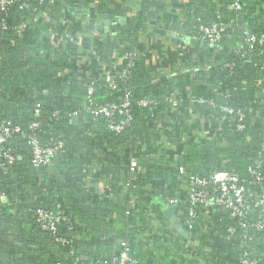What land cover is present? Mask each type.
I'll return each instance as SVG.
<instances>
[{"label":"trees","instance_id":"obj_1","mask_svg":"<svg viewBox=\"0 0 264 264\" xmlns=\"http://www.w3.org/2000/svg\"><path fill=\"white\" fill-rule=\"evenodd\" d=\"M165 1L10 0L0 9V125L20 128L4 144L13 160L0 168V264H112L121 240L135 264H245L242 257L264 264V227H254L264 218V203L253 199L264 194V84L257 83L264 43L243 45L245 30L264 35V7L257 9L261 0H241L239 9L233 0H189L178 19L181 36L197 40L199 27L213 23L225 28L213 45L197 40L198 60L174 71L148 62L143 47L148 13L162 10ZM88 3L135 11L111 32L93 35L72 16L76 6ZM128 52L135 58L124 59ZM193 66L199 71L186 79L185 69ZM187 86L192 99L205 95L203 86L209 98L233 108L218 120L214 137L182 138L195 131L200 116L217 115L195 101L184 109L172 106L169 95L182 96ZM126 94L131 120L115 132L90 104L120 103ZM141 99L150 102L142 106ZM188 108L196 118L187 117ZM73 111L77 117L71 118ZM192 121L197 125L191 127ZM30 135L42 145L62 141L50 166H33ZM158 137L173 144L178 156L156 151ZM130 159L137 161L135 170ZM215 171H232L244 181L249 209L239 218L221 206L199 205L187 229L190 176L207 179ZM89 172L106 193L88 185ZM215 187L205 185L211 197ZM171 192L185 235L167 223ZM39 210L60 216L54 233L42 226Z\"/></svg>","mask_w":264,"mask_h":264},{"label":"built area","instance_id":"obj_2","mask_svg":"<svg viewBox=\"0 0 264 264\" xmlns=\"http://www.w3.org/2000/svg\"><path fill=\"white\" fill-rule=\"evenodd\" d=\"M10 0H0V9L6 8ZM243 5L241 0H233L232 7L234 9H239ZM41 16V15H39ZM225 25L222 23H213L207 26L199 27V34L197 40L200 42H207L209 45L215 44L221 37V32L224 30ZM111 32V30H110ZM194 39V37H192ZM264 35H258L251 33L247 30L243 32V45L247 46L248 49H252L254 44H263ZM124 59L131 60L135 58L133 52H128L124 54ZM196 66V65H195ZM262 72L260 78L257 79V83L262 82L264 84V67L262 66ZM189 73L197 74L199 71L198 67H191L186 69ZM123 71L121 74H124ZM105 80L109 81L111 79L108 73L105 74ZM93 92L92 86H88V93ZM225 97H222V99ZM182 96H175L170 98L172 106H178L183 101ZM198 104L206 105L208 108L216 112L217 120L221 121L227 118L228 115L233 114L234 110L231 106L227 105L226 102L216 103L212 98H209L206 94L200 95L196 98H193ZM149 100L141 99L138 101V104L145 106L149 104ZM91 112L94 115H102L109 119L108 128L115 132H121L131 120V114L129 113L130 99L126 94L120 103H109V104H90ZM120 114V118L115 120L113 114ZM212 114V113H211ZM215 115V114H212ZM71 118L77 117V111H73L69 114ZM241 118V114H239ZM38 127V122L33 121L30 124L31 129ZM15 132H20L18 126H8L5 124L0 125V168L3 167L6 163L12 162L13 154L4 147V144L8 138ZM216 132L218 130L216 129ZM205 133V132H204ZM202 133L201 129L196 130V138L205 137L206 134ZM29 142L31 146V155H32V164L34 167H48L51 165L53 156L62 147V141L60 139H54L51 143L47 145L40 144L34 135H30ZM137 161L135 159H130L129 167L131 170H135ZM179 171L182 172V168H179ZM251 175L254 176L255 180H260L261 175L254 169H249ZM206 184H214L216 194L211 197L207 190L205 189ZM187 196L190 201V206L187 208V218L185 221V227L190 229L192 226L193 218L195 216V207L202 206L204 209H210L213 206H221L227 208L231 215L236 217H244L245 212L249 209V201L247 197L250 194H247L244 181L232 171H215L207 179L199 178L196 176H190ZM251 197V196H250ZM255 200V205H260L264 203V194H259L257 197L253 198ZM177 196H167L165 202L174 208L177 203ZM38 218L43 222L42 226L51 231L52 233L56 230V225L60 220L59 215H53L45 210L38 211ZM245 226V223H242ZM183 227L185 230L186 228ZM254 227L256 230H260L264 227V218L258 219ZM187 231V230H186ZM120 251L119 254L112 260V264H135V260L129 254V246L125 240L119 241ZM242 263L245 264H254V261H247L245 257L241 259Z\"/></svg>","mask_w":264,"mask_h":264},{"label":"crops","instance_id":"obj_3","mask_svg":"<svg viewBox=\"0 0 264 264\" xmlns=\"http://www.w3.org/2000/svg\"><path fill=\"white\" fill-rule=\"evenodd\" d=\"M189 0H166L165 6L162 10L154 11V14L148 13V22L146 23V31L143 33L142 39L144 41L143 47L145 48L144 51L148 54V62L157 64L160 67H165L164 69H173L174 71L181 67L182 65L188 64L190 61H197V53L193 47L194 43L191 42L192 37H184L181 36L177 32V28L179 25V16L182 12L183 8L187 5ZM264 7V0H261L257 3V9L260 10V8ZM135 11V7H133L132 10L121 12L117 9H111L109 5L102 4L99 5L97 3H88L76 6V9L72 12L73 15V21L77 24H82L85 27V24L87 23V20L89 18H94L97 25H100L103 21V17L106 13H113L115 18H118L119 16L125 15L126 19L128 16L132 15ZM126 21V20H125ZM118 20L113 22L109 26V31L113 30L117 25ZM119 23V22H118ZM94 32H90V34L96 35L97 30H93ZM79 42V41H78ZM82 61V62H81ZM79 61L81 63H85L84 59ZM171 64V66L169 65ZM195 64H198L195 62ZM181 69V68H180ZM186 70V69H185ZM195 74L192 72L186 74V79L194 78ZM187 93H182V97L184 98L183 101L175 107H178L179 109H184V103L187 101H194V99L191 98L190 91L191 88L188 86L186 87ZM200 92L202 94H206V91L204 90V87L201 86ZM177 94L171 93L170 98H174ZM185 112V111H184ZM187 117H190L192 120L193 118H196V115L194 111H191V109L188 108ZM216 115H212L211 113L207 115V117L200 116L199 124L197 127H195V131L190 133L188 135L186 132H183L182 138L186 137L189 138L190 136L196 137V130L201 129L202 133L206 134L205 136L214 137L216 135V129H218V120L216 118ZM189 119V120H190ZM191 127L194 125H197V122L192 121L190 124ZM156 151L160 148H165V154L169 156L170 158L176 157L179 154L178 149L173 145L170 144L165 137H158L155 141ZM149 157L154 156V151L149 154ZM156 156V155H155ZM90 173L87 174L86 180L88 185L91 187H95L96 191L102 195L103 193H106L105 191H108L106 186H104L101 182H92ZM167 186L170 188L171 184L167 183ZM172 187V186H171ZM156 188V186H155ZM159 189V188H158ZM173 189V188H172ZM155 195L154 199L157 202L160 203L162 200H159V190L155 189ZM173 191V190H172ZM172 195V192H171ZM165 205V211L166 207ZM175 220L178 221L177 215L175 214V210H173L172 213ZM171 226H173L170 221L167 222Z\"/></svg>","mask_w":264,"mask_h":264},{"label":"water","instance_id":"obj_4","mask_svg":"<svg viewBox=\"0 0 264 264\" xmlns=\"http://www.w3.org/2000/svg\"><path fill=\"white\" fill-rule=\"evenodd\" d=\"M125 9H126V6L122 5L121 10L124 12ZM103 18L104 19L100 25L96 24V21L94 18H89L87 20V23L85 24V28L88 30H98V31L107 32V31H109V26L113 22H115L116 20H118V22L120 24H124L125 20H126L125 15H122V16H119L118 18H115L114 14L111 12L106 13ZM191 42H193L194 44L198 43V41L196 39H191ZM199 44H200V46L204 45L203 42H200ZM173 210H174V208L170 205H168L166 207V215L168 216L170 223L173 225V227L177 231L181 232L184 235L187 234V231L183 228L182 224L179 221L175 220V218L173 217V215H172Z\"/></svg>","mask_w":264,"mask_h":264},{"label":"rangeland","instance_id":"obj_5","mask_svg":"<svg viewBox=\"0 0 264 264\" xmlns=\"http://www.w3.org/2000/svg\"><path fill=\"white\" fill-rule=\"evenodd\" d=\"M70 15H71V14H70ZM72 16H73V15H72ZM72 16H71V17H72ZM189 68H190V67H188V69H189Z\"/></svg>","mask_w":264,"mask_h":264}]
</instances>
